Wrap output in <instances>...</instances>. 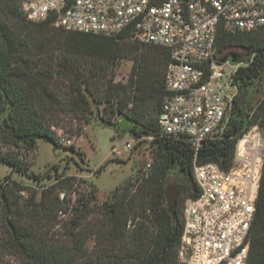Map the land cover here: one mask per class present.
Returning <instances> with one entry per match:
<instances>
[{"label":"trees","instance_id":"obj_1","mask_svg":"<svg viewBox=\"0 0 264 264\" xmlns=\"http://www.w3.org/2000/svg\"><path fill=\"white\" fill-rule=\"evenodd\" d=\"M216 46L219 62L237 61L231 85L238 87L239 93L260 78L264 71V28L236 33L220 29ZM124 61H133L127 83L116 80ZM168 62L167 50L132 42L127 33L67 32L50 22L29 20L21 0H0V164L40 180V176L29 174L19 151L35 149L39 140L58 148L54 129L81 135L94 116L115 128L113 119L124 118L130 125L129 133L137 140L149 141L155 151L149 176L117 188L112 200L100 207L106 223L100 235L93 231L76 235L81 223L74 222L68 232L73 246L65 245L42 236L40 227L12 216L6 222L5 245L22 256L23 264H177L184 208L197 196L198 188L191 144L161 136L158 125ZM237 98L234 133L252 125L264 128V104L249 118ZM234 145V140L222 145L210 142L199 159L227 167ZM173 175H178L177 183L170 182ZM55 188L43 193L41 212L45 215L50 209L44 201ZM80 206V210L86 209L87 204ZM40 216L36 212L32 219ZM91 236L97 240L98 252L89 261L84 249ZM249 264H264V164Z\"/></svg>","mask_w":264,"mask_h":264},{"label":"built area","instance_id":"obj_2","mask_svg":"<svg viewBox=\"0 0 264 264\" xmlns=\"http://www.w3.org/2000/svg\"><path fill=\"white\" fill-rule=\"evenodd\" d=\"M21 4L35 23L50 22L82 34L127 33L132 42L168 51L158 125L161 136L191 144L198 188L184 208L179 262L249 264L264 130L252 125L234 133L236 96L220 85L224 63L218 61L216 40L220 29L231 33L263 29L264 0H21ZM233 140L227 167L200 161L205 144ZM113 153L121 154L118 147Z\"/></svg>","mask_w":264,"mask_h":264},{"label":"rangeland","instance_id":"obj_3","mask_svg":"<svg viewBox=\"0 0 264 264\" xmlns=\"http://www.w3.org/2000/svg\"><path fill=\"white\" fill-rule=\"evenodd\" d=\"M132 66L133 61L122 62L116 72V80L127 83ZM236 70L237 66L231 62L224 63L220 85L230 96H238L237 101L244 113L252 118L257 107L264 104V71L259 79L239 93L238 87L230 84ZM113 123L116 128L105 126L94 116L81 135L54 129L58 148L51 142L39 140L35 149L20 150V158L29 167V174L40 176V180L29 179L0 164V264H23L24 261L17 251L5 245L8 239L6 222L12 216L17 215L18 219L34 224L35 228L40 227L42 236H48L52 241L59 240L73 246V238L68 232L74 222L81 223L74 231L76 235H84L88 231L100 235L106 224L100 207L112 200L117 188L149 176L147 173L155 156L149 141L134 138L124 118L115 117ZM125 143L132 144V147L125 149ZM114 147L119 148L120 155L113 153ZM177 181L178 175L170 179L172 183ZM52 186L56 188L46 196L44 203L50 212L45 215L41 212V201L43 193ZM81 204H87L86 209L80 210ZM9 209L12 215H9ZM36 212L41 216L33 220L32 215ZM84 250L89 261L95 258L98 252L95 236L89 237ZM179 261L178 256L177 264Z\"/></svg>","mask_w":264,"mask_h":264},{"label":"water","instance_id":"obj_4","mask_svg":"<svg viewBox=\"0 0 264 264\" xmlns=\"http://www.w3.org/2000/svg\"><path fill=\"white\" fill-rule=\"evenodd\" d=\"M226 62H231L232 64H236L237 63V61H231V60H227V59L226 60H223V63H226Z\"/></svg>","mask_w":264,"mask_h":264}]
</instances>
